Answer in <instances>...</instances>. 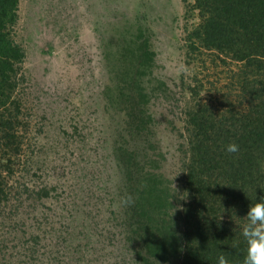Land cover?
Listing matches in <instances>:
<instances>
[{
	"label": "rangeland",
	"instance_id": "374dc122",
	"mask_svg": "<svg viewBox=\"0 0 264 264\" xmlns=\"http://www.w3.org/2000/svg\"><path fill=\"white\" fill-rule=\"evenodd\" d=\"M201 21L194 0H19L11 31L25 52L14 93L25 144L4 182L14 190L0 202V264H143L124 215L121 150L149 154L180 189L186 111L225 112V92L237 99L228 82L238 63L191 42ZM132 78L150 92L148 143L128 124L138 92L122 81Z\"/></svg>",
	"mask_w": 264,
	"mask_h": 264
},
{
	"label": "trees",
	"instance_id": "16d2710c",
	"mask_svg": "<svg viewBox=\"0 0 264 264\" xmlns=\"http://www.w3.org/2000/svg\"><path fill=\"white\" fill-rule=\"evenodd\" d=\"M194 1L202 21L189 34L191 42L238 63L228 82L237 99L225 92V112L209 103L186 111L190 155L180 189L165 184L149 154L121 150L129 182L124 215L132 238L143 244L137 253L143 264H217L220 254L241 261L239 225L250 205L264 198V0ZM18 9L19 0H0V202L14 190L4 182L16 172L25 144L22 104L14 94L25 57L11 31ZM137 56L140 67L153 60L149 46L139 47ZM122 82L138 92L128 111L124 107L128 124L148 143L152 117L144 105L150 92L136 78ZM232 142L239 152L226 151Z\"/></svg>",
	"mask_w": 264,
	"mask_h": 264
},
{
	"label": "clouds",
	"instance_id": "9594fccd",
	"mask_svg": "<svg viewBox=\"0 0 264 264\" xmlns=\"http://www.w3.org/2000/svg\"><path fill=\"white\" fill-rule=\"evenodd\" d=\"M226 151L237 153L239 152V145L235 142L229 143L226 146ZM239 227L245 243L243 259L234 261L229 259L227 255L220 254L217 257V264H264V198L256 200L250 205L244 222Z\"/></svg>",
	"mask_w": 264,
	"mask_h": 264
}]
</instances>
